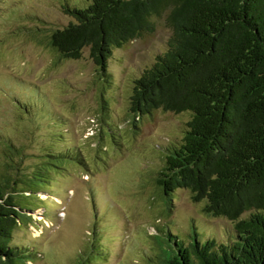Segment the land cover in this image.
Returning a JSON list of instances; mask_svg holds the SVG:
<instances>
[{"label":"trees","instance_id":"trees-1","mask_svg":"<svg viewBox=\"0 0 264 264\" xmlns=\"http://www.w3.org/2000/svg\"><path fill=\"white\" fill-rule=\"evenodd\" d=\"M63 11L71 18L66 25L26 32L58 58L79 59L88 48L106 79L113 49L153 33L164 20L167 47L132 80L130 119L157 109L188 113L181 138L164 148L163 167L154 175L161 198L168 205L185 189L205 215L233 224L232 236L223 239L199 223L186 236L157 225L143 259L264 264V0H85ZM43 156L29 174L17 175L9 163L0 170V264H26L40 253L14 244L13 233L29 219L25 211L39 207L34 201L51 175L66 165L87 170L72 148ZM92 256L77 264H94Z\"/></svg>","mask_w":264,"mask_h":264},{"label":"rangeland","instance_id":"rangeland-1","mask_svg":"<svg viewBox=\"0 0 264 264\" xmlns=\"http://www.w3.org/2000/svg\"><path fill=\"white\" fill-rule=\"evenodd\" d=\"M84 1L0 0V170L9 163L17 175L29 174L45 152L66 148L87 168L55 172L34 201L39 207L25 211L14 244L40 252L26 264H77L93 252L94 264H151L143 258L164 224L185 236L198 223L232 236L233 224L205 215L187 190L177 189L166 205L157 187L164 148L181 138L188 113L157 109L130 119L132 80L167 47L163 19L153 33L113 49L107 79L88 48L79 59L58 58L26 32L66 25L63 6Z\"/></svg>","mask_w":264,"mask_h":264}]
</instances>
